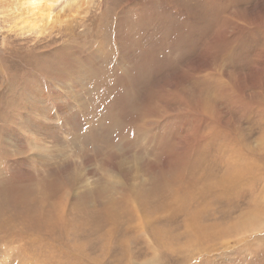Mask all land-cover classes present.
I'll list each match as a JSON object with an SVG mask.
<instances>
[{
    "label": "rangeland",
    "instance_id": "374dc122",
    "mask_svg": "<svg viewBox=\"0 0 264 264\" xmlns=\"http://www.w3.org/2000/svg\"><path fill=\"white\" fill-rule=\"evenodd\" d=\"M11 2L0 264H264V0Z\"/></svg>",
    "mask_w": 264,
    "mask_h": 264
},
{
    "label": "bare ground",
    "instance_id": "6f19581e",
    "mask_svg": "<svg viewBox=\"0 0 264 264\" xmlns=\"http://www.w3.org/2000/svg\"><path fill=\"white\" fill-rule=\"evenodd\" d=\"M12 1V0H11ZM10 0H0V9L5 13V15H8V17L10 19H17L19 16H15L16 13L20 12L18 7H14V2H11ZM21 1V0H20ZM57 0H45V5L43 6V4L40 2V0H23L22 6L20 7L21 9V14L19 13L20 17H23L22 15L29 17V19H31L34 24L37 23H41L42 26H37L39 27V35H41V33H43L44 28H46L45 26L48 24L49 19H50V8L51 6H53L54 3H56ZM20 4V3H19ZM2 16V15H1ZM11 16V17H10ZM15 17V18H14ZM52 20V18H51ZM56 21V20H55ZM56 23V22H55ZM31 30H34V27L29 28ZM30 31V30H28ZM35 31V30H34ZM124 51V49L122 50ZM128 51V50H127ZM126 51V52H127ZM130 51V50H129ZM121 54V53H120ZM131 54V53H130ZM129 54V55H130ZM128 55V54H127ZM121 56V55H120ZM124 56V55H123ZM119 57V56H118ZM118 59V58H116ZM124 59V58H123ZM69 60V59H68ZM68 60H65V62H67ZM127 60V59H126ZM126 62V61H125ZM113 63V62H112ZM116 63V62H115ZM120 64V63H119ZM84 68V67H83ZM105 69V68H104ZM96 70V69H95ZM110 70V69H109ZM104 72V71H103ZM109 72V71H108ZM113 72V71H112ZM115 72V71H114ZM107 73V72H106ZM104 73V74H106ZM117 73V72H116ZM108 74V73H107ZM111 74V73H110ZM81 75V74H80ZM99 75V74H97ZM121 76V75H119ZM123 77V76H122ZM100 78V77H99ZM108 78V77H107ZM118 78V77H117ZM97 82V81H96ZM101 82V81H100ZM127 83V82H126ZM114 84V83H113ZM129 84V83H128ZM102 85V84H101ZM118 85V84H117ZM116 85V86H117ZM100 86V85H98ZM105 86V85H104ZM109 88V87H108ZM119 88V87H118ZM120 90V89H119ZM29 91V90H28ZM105 92V91H104ZM120 93L122 92L119 91ZM125 92V91H124ZM115 94V93H114ZM121 94H119L120 96ZM37 96V95H36ZM107 96V95H106ZM119 96H116L119 97ZM108 97V96H107ZM121 97V96H120ZM125 97V95H124ZM113 99L115 100V98L113 97ZM118 99V98H117ZM120 99V98H119ZM35 100V99H34ZM123 100V98H122ZM120 101V100H118ZM117 101V102H118ZM35 102V101H34ZM37 102V101H36ZM125 102V100L123 101V103ZM116 104V103H115ZM28 105V104H27ZM120 106V104H117ZM116 106V105H115ZM117 107V106H116ZM33 109V108H32ZM205 109V108H204ZM35 110V109H34ZM32 111V110H31ZM131 111V110H130ZM40 112V111H39ZM45 113V112H44ZM112 116V115H111ZM115 118V117H114ZM128 119V118H127ZM118 119H116L117 121ZM115 121V122H116ZM114 122V123H115ZM117 123V122H116ZM93 124V123H92ZM29 126V125H28ZM93 126V125H92ZM92 129V128H91ZM94 130V129H93ZM126 130V128H125ZM92 131V130H91ZM94 136V135H93Z\"/></svg>",
    "mask_w": 264,
    "mask_h": 264
}]
</instances>
